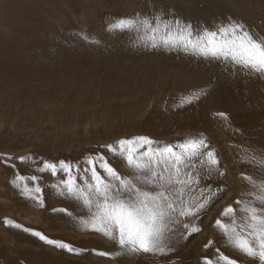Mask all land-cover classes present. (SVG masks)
Wrapping results in <instances>:
<instances>
[{
    "label": "rangeland",
    "instance_id": "obj_1",
    "mask_svg": "<svg viewBox=\"0 0 264 264\" xmlns=\"http://www.w3.org/2000/svg\"><path fill=\"white\" fill-rule=\"evenodd\" d=\"M153 10L209 27L232 17L264 37V0H0V264H216L221 253L253 264L227 246L214 221L231 223L220 216L226 205L240 219L234 201L246 199L241 194L249 189L242 174L264 181V167L242 162L253 154L264 158V78L146 50L134 34L109 30L117 18ZM200 89L207 95L188 103ZM136 136L150 137L156 147L206 138L227 169L200 184L226 186L195 221L201 231L187 240L174 235L175 251L165 256L116 255L112 241L84 229L79 218L86 212L52 187L63 176L37 170L43 161L75 164L99 152L128 175L100 146ZM17 173L40 177L44 207L13 186ZM20 226L83 251L48 245Z\"/></svg>",
    "mask_w": 264,
    "mask_h": 264
},
{
    "label": "snow or ice",
    "instance_id": "obj_2",
    "mask_svg": "<svg viewBox=\"0 0 264 264\" xmlns=\"http://www.w3.org/2000/svg\"><path fill=\"white\" fill-rule=\"evenodd\" d=\"M109 30L134 34L137 46L146 50L182 53L197 62L217 64L230 73L264 78V37L255 35L243 21L232 17L209 27L185 21L171 12L166 15L163 10H153L149 15L137 13L117 18L110 22ZM81 38L85 42L98 43L84 33ZM201 95H207V92L200 89L195 96L185 99L191 103ZM218 115L227 118L225 113ZM185 140L186 143L156 147L157 142L150 137L136 136L100 146L121 161L128 175H121L99 152L75 164L66 160L43 161L37 170L49 172L53 177L63 176L52 187L61 197L75 202L86 212L85 217L79 218L84 229L112 241L117 246L116 255L165 256L175 251L169 247L174 235L179 234L187 240L201 231L195 221L226 190L225 185L200 187L203 179L214 175L224 177L227 173V169L220 168L219 157L210 141L203 137L198 140L186 137ZM242 162L264 167V158L254 154ZM29 179L31 186L27 183ZM39 179L17 173L13 186L23 198L44 207ZM242 179L249 189L241 194L246 199L234 201L240 205V219L235 216L237 209L226 205L220 216H230L231 223L225 224L217 218L214 226L221 231L229 248L253 264H264V181L257 182L244 174ZM53 211L74 216L67 209ZM20 227L48 245L76 255L83 251ZM181 228L183 231H179ZM96 254L113 256L112 252ZM206 264H212V261L206 259ZM216 264L237 262L221 253Z\"/></svg>",
    "mask_w": 264,
    "mask_h": 264
},
{
    "label": "bare ground",
    "instance_id": "obj_3",
    "mask_svg": "<svg viewBox=\"0 0 264 264\" xmlns=\"http://www.w3.org/2000/svg\"><path fill=\"white\" fill-rule=\"evenodd\" d=\"M182 54V53H181ZM82 92V91H81Z\"/></svg>",
    "mask_w": 264,
    "mask_h": 264
}]
</instances>
